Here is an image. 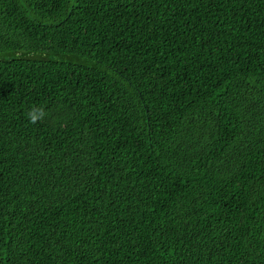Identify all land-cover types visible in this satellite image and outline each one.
<instances>
[{
	"label": "trees",
	"instance_id": "16d2710c",
	"mask_svg": "<svg viewBox=\"0 0 264 264\" xmlns=\"http://www.w3.org/2000/svg\"><path fill=\"white\" fill-rule=\"evenodd\" d=\"M0 264H264V0H0Z\"/></svg>",
	"mask_w": 264,
	"mask_h": 264
},
{
	"label": "clouds",
	"instance_id": "9594fccd",
	"mask_svg": "<svg viewBox=\"0 0 264 264\" xmlns=\"http://www.w3.org/2000/svg\"><path fill=\"white\" fill-rule=\"evenodd\" d=\"M47 116V113L43 108L33 107L30 108L27 112L28 121L31 124H36L37 122L43 121Z\"/></svg>",
	"mask_w": 264,
	"mask_h": 264
}]
</instances>
